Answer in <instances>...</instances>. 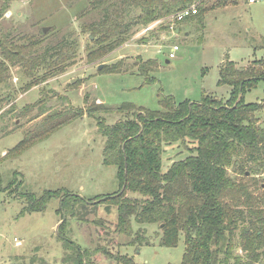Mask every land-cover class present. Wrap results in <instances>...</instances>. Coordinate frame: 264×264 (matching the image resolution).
I'll list each match as a JSON object with an SVG mask.
<instances>
[{
	"label": "trees",
	"instance_id": "16d2710c",
	"mask_svg": "<svg viewBox=\"0 0 264 264\" xmlns=\"http://www.w3.org/2000/svg\"><path fill=\"white\" fill-rule=\"evenodd\" d=\"M12 1L3 0L0 17ZM195 1L198 0H88V7L79 16L96 12L99 18L81 26L84 33H89L87 62L98 61L122 46L137 27L145 28ZM199 9L198 14L185 21H202L205 9ZM161 29L167 30L166 26ZM74 35L68 32L43 54H35L33 48L43 42L46 34H41L42 38L24 36L31 41L27 46L0 40V82L6 81L9 64L20 65L28 74L37 76L26 84V89L64 74L78 58L80 41ZM255 63L247 67H239L233 60L222 63L218 83L230 86L227 100L206 93L198 102H177L172 95H164L159 101L161 109L157 110L132 102L113 109L95 100L86 109L69 106L52 111L0 159L1 165L5 159L21 156L87 114L96 119L98 130L105 137L103 163L117 167L119 192L85 200L57 189L45 190L38 197L19 192V172L14 173L6 187L0 177V191H12L25 200L20 215L42 212L51 200H60L57 212L61 220L66 215L58 228L62 264H99L100 254L109 264H138L132 256L115 249L114 243L83 247L68 235V215L70 219L84 220L79 217L84 208L101 204L116 207L114 232L128 237V244L137 249L150 243L147 226L158 225L162 231L161 246H177L180 235H184L182 264H264V192L255 194L251 190L252 184L264 189V182L259 183L264 173V101L245 100V93L264 81V69ZM121 64L104 65L99 70L113 73L121 70ZM138 65L145 83H154L156 78L149 74L157 70L158 61H141L139 57ZM46 99L45 95L35 105L45 104ZM44 104L37 116L46 112ZM13 110L12 105L0 115ZM112 112L122 118L108 124L102 114ZM177 144L183 145L188 155L173 159L165 167L166 147ZM95 223L102 225L100 220ZM41 263L45 264V260Z\"/></svg>",
	"mask_w": 264,
	"mask_h": 264
},
{
	"label": "rangeland",
	"instance_id": "374dc122",
	"mask_svg": "<svg viewBox=\"0 0 264 264\" xmlns=\"http://www.w3.org/2000/svg\"><path fill=\"white\" fill-rule=\"evenodd\" d=\"M2 2L0 0V7ZM192 5L205 8L204 24L199 26L201 31L186 25L191 20L197 22L196 18L176 25V29L181 28L180 33L168 29L167 21L147 32H144L146 27L139 26L122 46L88 63L89 33H84L81 26L99 18L96 12L79 16L88 7V0H13L0 17L2 42L27 46L31 41L24 36L42 38L41 34H46L43 42L33 48L35 54H43L68 32H74L80 48L76 63L64 74L30 89L25 88L26 84L37 76L28 74L20 65L8 63L7 79L0 82V114L12 105L15 110L0 115V159L43 117L69 106L86 109L97 100L113 109L124 102H132L157 110L161 109L159 101L164 95H172L177 102L186 99L198 102L206 93L229 99L230 86L218 83L225 55L239 66L247 67L255 60L253 63L264 69V0L254 3L249 0H198ZM161 26H166L167 30H162ZM45 27H50L46 33ZM174 44L179 45L180 50L176 58L170 59L168 55ZM2 51L0 49V60L3 59ZM139 57L141 61H158L157 70L149 74L156 78L154 83H145L146 78L139 71ZM118 62L122 63L120 71L99 70L101 64L112 66ZM37 72L41 74L43 70ZM45 95V104L35 105ZM245 100L264 101V81L247 91ZM42 104L46 112L37 116ZM102 116L108 124L122 118L115 112ZM104 144L105 137L99 132L96 119L85 114L21 156L5 159L0 165L2 184L6 187L14 173L19 172L20 193L30 192L39 197L45 190L64 189L85 200L113 195L120 190V180L117 167L103 163ZM186 155L188 152L181 144L166 147L165 167L173 159ZM262 182L264 173L259 177V183ZM251 190L255 194L264 192L256 184H252ZM128 195L135 194L128 192ZM60 203L53 199L42 212L20 215L25 200L12 191H0V264H42V259L45 264H62L63 249L57 231L62 221L57 212ZM117 214L116 207L105 204L84 208L79 213L84 220L70 219L68 215V235L83 247L114 243L115 249L132 256L138 264H182L186 246L184 235H180L177 246H161L159 226H147L150 243L137 249L128 244V237L114 232ZM95 220H100L102 225ZM97 260L99 264H109L101 254Z\"/></svg>",
	"mask_w": 264,
	"mask_h": 264
},
{
	"label": "built area",
	"instance_id": "2783aa9c",
	"mask_svg": "<svg viewBox=\"0 0 264 264\" xmlns=\"http://www.w3.org/2000/svg\"><path fill=\"white\" fill-rule=\"evenodd\" d=\"M250 2H255L256 0H249ZM198 7L195 5H191L189 7H186L166 18H162V19H158L155 22H153L152 24L148 25L145 29L144 32L147 31H151L153 30L156 26L158 25H162L164 22H168V29L170 28L172 30V32L176 31V25L180 24L181 22H184L188 17H192L196 14H198ZM180 50V46L177 44H174L171 46L170 52L168 57L170 59L172 58H176L177 54L176 52H178ZM16 240V239H15ZM17 241V240H16ZM18 243L20 244L21 242L18 240Z\"/></svg>",
	"mask_w": 264,
	"mask_h": 264
},
{
	"label": "crops",
	"instance_id": "0c3cea01",
	"mask_svg": "<svg viewBox=\"0 0 264 264\" xmlns=\"http://www.w3.org/2000/svg\"><path fill=\"white\" fill-rule=\"evenodd\" d=\"M252 3V2H251ZM254 3V2H253ZM225 7H227V5H225ZM205 9V8H204ZM204 18H205V16H204ZM204 18H203V20L202 21H197V22H194V21H188L187 23H186V25L187 24H189V28L191 29V28H193V29H198V30H200V28H199V26H203V24H204ZM205 28V27H204ZM182 30H181V28L180 27H178L177 29H176V33H180ZM201 31V30H200ZM186 35H190V31H188L187 30V32H186ZM225 57H226V59L224 60V61H226V60H231V59H229V55L227 54V55H225ZM223 61V62H224ZM234 61V60H233ZM255 61V60H254ZM254 61H252L250 64H252ZM222 62V63H223ZM236 62V61H235ZM236 64H237V66H239V64L236 62ZM249 66V65H248ZM239 67H245V66H239ZM3 154H5V152L3 153Z\"/></svg>",
	"mask_w": 264,
	"mask_h": 264
},
{
	"label": "water",
	"instance_id": "95a60500",
	"mask_svg": "<svg viewBox=\"0 0 264 264\" xmlns=\"http://www.w3.org/2000/svg\"><path fill=\"white\" fill-rule=\"evenodd\" d=\"M49 29H50V27H45V28H43L44 33H46ZM103 65H104V64H101V65L99 66V69H102V68H103ZM72 82H75V80H73ZM239 99H240V98H239ZM125 187H126V183L124 184V186H123V188H122V191L125 189ZM65 219H66V215L64 214V215H63V219H62L61 222H63ZM58 228H59V226H57V231H58Z\"/></svg>",
	"mask_w": 264,
	"mask_h": 264
}]
</instances>
